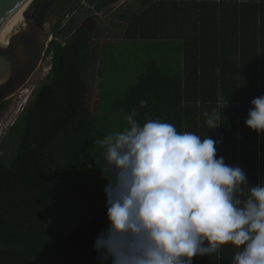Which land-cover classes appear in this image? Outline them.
<instances>
[{
	"label": "trees",
	"instance_id": "1",
	"mask_svg": "<svg viewBox=\"0 0 264 264\" xmlns=\"http://www.w3.org/2000/svg\"><path fill=\"white\" fill-rule=\"evenodd\" d=\"M80 1L54 27L43 57L50 69L0 141V264H99L94 241L108 224L107 182L93 162L103 163L95 141L125 127L134 108L141 123L159 117L179 132L221 140L218 157L241 167L249 185L264 181V134L245 125L251 101L264 95V0ZM52 2L33 0L24 15L41 25ZM89 12L96 20L109 15L104 31L119 38L104 44L101 76L115 43L161 39L173 46L161 66V51L146 58L106 108L102 97L98 109L86 102L98 53L96 27L79 26ZM213 109L221 126L208 131L203 113ZM234 252L225 245L193 264H231Z\"/></svg>",
	"mask_w": 264,
	"mask_h": 264
},
{
	"label": "clouds",
	"instance_id": "2",
	"mask_svg": "<svg viewBox=\"0 0 264 264\" xmlns=\"http://www.w3.org/2000/svg\"><path fill=\"white\" fill-rule=\"evenodd\" d=\"M138 115L132 109L125 127L95 141L103 163L93 162L107 182L99 264H193L225 245L235 249L231 264H264V181L249 185L241 167L218 157L221 140ZM203 115L208 131L221 126L215 109ZM245 125L264 134V95L251 101Z\"/></svg>",
	"mask_w": 264,
	"mask_h": 264
},
{
	"label": "water",
	"instance_id": "3",
	"mask_svg": "<svg viewBox=\"0 0 264 264\" xmlns=\"http://www.w3.org/2000/svg\"><path fill=\"white\" fill-rule=\"evenodd\" d=\"M33 0H0V105L17 93L39 67L56 24L75 0H53L41 25L21 9ZM96 20L88 16L80 23L91 31Z\"/></svg>",
	"mask_w": 264,
	"mask_h": 264
},
{
	"label": "rangeland",
	"instance_id": "4",
	"mask_svg": "<svg viewBox=\"0 0 264 264\" xmlns=\"http://www.w3.org/2000/svg\"><path fill=\"white\" fill-rule=\"evenodd\" d=\"M83 2L86 3L85 0H81L79 5H82ZM30 4L25 8L26 11L28 10ZM85 15H90V12ZM96 15L99 16V14ZM86 16H84V18ZM109 19L110 16L108 15L105 18L96 20L97 25L95 29L98 30V33L97 36L94 34L91 39V41L98 43V53L90 60L91 65L88 68L89 70L87 73L89 91L86 97V102L90 109H98L101 103V97L103 108H106L107 99L112 97L116 90L121 91L129 83H131L136 74L142 70L144 66L143 61L151 55L157 56L158 50H160L159 45L154 46L149 42L133 43L127 41L123 44L115 43V45H112L109 48V50H112V55L108 58V61L105 64L102 72L104 76H101L100 71L103 66L104 44L106 42L118 40L116 30L110 33L104 31L103 25L106 21H109ZM49 69L50 57L48 56L42 59L39 67L28 82L7 100L6 107L3 110H0V141L3 137L2 135L9 127V124L16 120L23 107L27 104L33 89L43 80ZM99 81L102 83L100 86ZM100 89L102 90L101 96H99ZM106 120L111 122L113 118H107Z\"/></svg>",
	"mask_w": 264,
	"mask_h": 264
},
{
	"label": "crops",
	"instance_id": "5",
	"mask_svg": "<svg viewBox=\"0 0 264 264\" xmlns=\"http://www.w3.org/2000/svg\"><path fill=\"white\" fill-rule=\"evenodd\" d=\"M128 2H130V0H120V3H122V4H126ZM130 3H133V2H130ZM117 6H118V4H117ZM117 6H114V7L117 8ZM118 41H119V38L115 42H118ZM128 42H133L134 43L135 41H128ZM138 42H142V43H148L149 42V43L153 44L154 46L155 45H159L160 46V50H158V53L161 51V54L159 53L160 55H159V57H157V60H156V63L158 65L160 64V66L162 65L161 63L164 60H166V59L168 60V56L172 53L171 52L172 49H173L172 42L167 41V40L166 41H162L161 39H150V40L146 39V40H140ZM162 48H167L166 49V53L164 55H163V52H162ZM157 56H158V54H157Z\"/></svg>",
	"mask_w": 264,
	"mask_h": 264
},
{
	"label": "bare ground",
	"instance_id": "6",
	"mask_svg": "<svg viewBox=\"0 0 264 264\" xmlns=\"http://www.w3.org/2000/svg\"><path fill=\"white\" fill-rule=\"evenodd\" d=\"M29 4H28V2H26L25 4H24V6L22 7V9H21V16H23V13L26 11L25 10V8L28 6ZM25 10V11H24ZM26 98V97H25ZM28 99V98H27ZM26 101V100H25ZM18 109V108H17Z\"/></svg>",
	"mask_w": 264,
	"mask_h": 264
},
{
	"label": "flooded vegetation",
	"instance_id": "7",
	"mask_svg": "<svg viewBox=\"0 0 264 264\" xmlns=\"http://www.w3.org/2000/svg\"><path fill=\"white\" fill-rule=\"evenodd\" d=\"M88 16H92V15H88ZM88 16H86V17H88ZM86 17H85V18H86ZM85 18H84V19H85ZM92 18H94V19H95V17H93V16H92ZM95 20H96V19H95ZM96 25H97V24H96ZM95 27H96V26H95Z\"/></svg>",
	"mask_w": 264,
	"mask_h": 264
}]
</instances>
